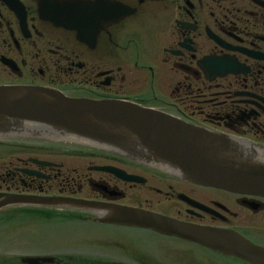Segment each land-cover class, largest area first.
Segmentation results:
<instances>
[{
  "label": "flooded vegetation",
  "instance_id": "1",
  "mask_svg": "<svg viewBox=\"0 0 264 264\" xmlns=\"http://www.w3.org/2000/svg\"><path fill=\"white\" fill-rule=\"evenodd\" d=\"M3 85L135 103L264 151V0H0ZM106 165L144 182L92 169ZM6 196L132 206L232 229L264 247V198L196 186L75 144L0 139V203ZM21 211L52 221L76 216L56 206ZM178 263L247 264L202 248ZM54 264L162 263L121 251Z\"/></svg>",
  "mask_w": 264,
  "mask_h": 264
},
{
  "label": "water",
  "instance_id": "2",
  "mask_svg": "<svg viewBox=\"0 0 264 264\" xmlns=\"http://www.w3.org/2000/svg\"><path fill=\"white\" fill-rule=\"evenodd\" d=\"M0 136L80 142L173 173L199 186L264 197L263 150L133 103L68 98L38 87L0 86ZM99 170L126 181H137L112 168ZM31 204L89 211L95 214L96 221L110 225L85 222L190 251L197 252L201 246L249 264H264V248L235 231L184 223L137 208L23 196H7L0 208ZM147 230L188 242L164 238ZM52 261L50 258L21 260L25 264Z\"/></svg>",
  "mask_w": 264,
  "mask_h": 264
},
{
  "label": "rangeland",
  "instance_id": "3",
  "mask_svg": "<svg viewBox=\"0 0 264 264\" xmlns=\"http://www.w3.org/2000/svg\"><path fill=\"white\" fill-rule=\"evenodd\" d=\"M8 215L0 216V264L17 263L19 257L26 253L47 250L57 253L73 251L96 256H110L117 252L121 254V251L136 252L150 255L162 264H175L176 261H181L186 252H193L85 221L43 225L28 221L23 214L16 215L18 220ZM261 241L264 242V236Z\"/></svg>",
  "mask_w": 264,
  "mask_h": 264
}]
</instances>
